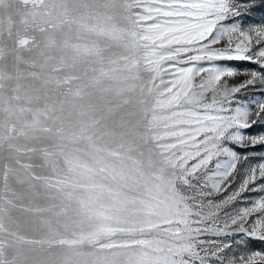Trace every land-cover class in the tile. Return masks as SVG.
Masks as SVG:
<instances>
[{"label":"snow or ice","instance_id":"6c2138e0","mask_svg":"<svg viewBox=\"0 0 264 264\" xmlns=\"http://www.w3.org/2000/svg\"><path fill=\"white\" fill-rule=\"evenodd\" d=\"M261 146L264 0H0V264H264Z\"/></svg>","mask_w":264,"mask_h":264},{"label":"rangeland","instance_id":"374dc122","mask_svg":"<svg viewBox=\"0 0 264 264\" xmlns=\"http://www.w3.org/2000/svg\"><path fill=\"white\" fill-rule=\"evenodd\" d=\"M240 68L251 67L247 63H240L238 65ZM243 76L239 77L240 80H243ZM255 131V130H254ZM261 153H264V146H261L258 150ZM84 156L87 157L88 153H84ZM261 160H264V156L258 155L256 153L252 154L251 164L259 163ZM251 166V165H249ZM81 184L79 185L81 189V195H86V190L84 189V185H92L93 182L97 186L96 195L98 197L96 206L98 208H103L108 210L111 213V219L115 224L116 221H119L120 224H124L127 222L141 223L147 219L146 211L143 207H141V203L143 199L147 198V191L138 183L128 181H115L112 179L110 174L95 175L94 178H90L88 176L81 177ZM228 193H223L216 196H210L206 199L209 200H222ZM264 195V193L258 192H248L244 194V198L238 201L233 205L234 210H238L243 207L251 206V204L260 196ZM120 197V203L116 202L115 197ZM101 217H96L93 215L88 222H86L85 227H88L89 224L98 225L103 227ZM247 239V237H245ZM237 240L239 237L236 238ZM264 250V242L253 241L252 247L250 250ZM235 250V249H234Z\"/></svg>","mask_w":264,"mask_h":264}]
</instances>
